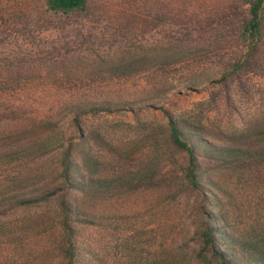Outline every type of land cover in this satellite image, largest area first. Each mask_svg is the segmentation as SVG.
<instances>
[{"label":"rangeland","instance_id":"1","mask_svg":"<svg viewBox=\"0 0 264 264\" xmlns=\"http://www.w3.org/2000/svg\"><path fill=\"white\" fill-rule=\"evenodd\" d=\"M239 3L92 0L88 15L59 24L48 17L44 0H0V152L6 151L8 138L26 139L33 126L48 121L67 138H77L68 107L88 97L120 107L118 113L81 118V134L105 132L110 144L106 156L145 134L130 125L166 124L165 113L209 128L241 129L264 113V78L241 74L221 82L245 53L233 32L237 14L247 9H232ZM139 47H182L194 56L167 70L111 79L106 63L128 59ZM25 160L0 165V184L26 179L31 185L36 173L54 162L51 156ZM247 179L239 184L236 176L229 177L234 198L225 212L235 235L262 237L264 175L258 182ZM198 205L190 193L175 201L159 193L122 196L107 201L103 225L84 235L99 247L105 264H190L199 250L194 232ZM43 212L48 213L44 205L0 219V264H64L53 247L57 227L41 221Z\"/></svg>","mask_w":264,"mask_h":264},{"label":"trees","instance_id":"2","mask_svg":"<svg viewBox=\"0 0 264 264\" xmlns=\"http://www.w3.org/2000/svg\"><path fill=\"white\" fill-rule=\"evenodd\" d=\"M91 2L44 0V8L50 19L62 24V20L88 15ZM240 2L232 9H247L237 14L238 26L233 32L245 53L230 65L222 84L241 74L264 78V0ZM189 50L139 47L128 59L111 58L104 69L111 79H129L186 63L194 56ZM213 102H206V112ZM68 108L79 133L77 138H67L52 121L40 128L33 126L26 139L8 138L6 151L0 152V165L25 159L28 164V159L49 156L54 162L44 172L36 173L31 185L26 179L22 183L8 179L0 184V219L11 212H28L44 205L49 215L43 212L39 218L57 227L53 247L64 264H105L99 247L89 243L84 232L103 225L101 216L107 201L142 193L165 194L175 201L190 193L199 204L194 231L199 250L192 254L190 264H264V236L235 235L225 212L234 198L228 188L230 176H236L240 184L247 176L250 183L264 175V113L231 131L165 113L166 124L147 126L138 121L130 125V129L145 134L127 148L115 147L106 156L103 151L110 144L105 132L81 134V118L118 113L119 105L88 97ZM39 178L43 182H35Z\"/></svg>","mask_w":264,"mask_h":264}]
</instances>
